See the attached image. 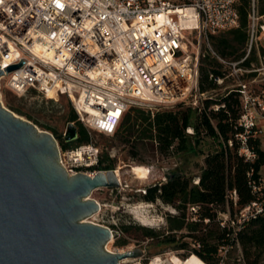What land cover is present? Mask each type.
Listing matches in <instances>:
<instances>
[{"label": "built area", "instance_id": "2783aa9c", "mask_svg": "<svg viewBox=\"0 0 264 264\" xmlns=\"http://www.w3.org/2000/svg\"><path fill=\"white\" fill-rule=\"evenodd\" d=\"M238 3L239 0H0V67L4 70L0 86L4 84L17 94L34 89L56 101L61 96L68 97L90 136L94 131L113 134L132 105L154 113L158 106H173L192 97V105L201 110L205 92L199 86L200 52L190 51L187 36L196 32L208 38L239 26ZM261 20L264 15L258 12L257 0H252L247 54L241 60H227L214 52L227 66V76L235 79L233 86L242 102L238 123L247 132L264 117V90L257 93L251 88V81L240 76L259 70L241 63L260 35L264 44ZM18 63H22L19 68L7 71ZM188 132L193 129L189 127ZM237 135L245 138L244 134ZM240 152L247 159L256 157L246 147ZM100 159L101 149L92 141L67 150L60 147L59 162L69 175L97 173ZM254 191H260V196L238 208L234 190L228 194L234 210L228 205V210L217 212L216 222L233 237L251 219L264 214V178L259 186H254ZM180 204L177 201L160 207V226L166 224L168 216L179 214L184 215L187 223L202 228L211 223L204 215L202 203L188 202L181 207ZM195 243V247L200 245ZM137 247L144 251L142 256L124 258L120 263L171 261L169 253L149 255L146 242L113 252ZM235 247L240 250L239 261L244 263L236 242L219 247L216 264H227ZM194 252L177 255L188 260Z\"/></svg>", "mask_w": 264, "mask_h": 264}, {"label": "trees", "instance_id": "16d2710c", "mask_svg": "<svg viewBox=\"0 0 264 264\" xmlns=\"http://www.w3.org/2000/svg\"><path fill=\"white\" fill-rule=\"evenodd\" d=\"M251 5L252 0H239V26L221 30L225 31V35L221 37L211 34V37L216 38L218 53L223 58L241 60L246 55V47L250 42ZM257 7L259 14L264 15V0H257ZM252 48L247 58L241 63L242 66L252 68L254 61L259 66V57ZM201 61L200 90L204 92L215 89L218 86L217 82L210 76L213 74V77H225L227 72L219 69L220 62L210 53ZM256 73L257 71H254L250 74ZM50 101L53 102V99ZM205 102L201 110L188 106L152 113L150 110L133 108V111L129 112L125 119L123 118L114 136L119 138L121 143L132 148L130 155L134 159L141 153V147L144 150L148 147L153 149L156 147L161 155L168 156L185 151L198 152L200 145L207 137L217 142L218 147L209 149L206 154L205 164L199 174V183L192 184L191 178L186 174L173 172L168 181L148 186L142 198L147 201L161 199L171 204L181 201L180 207L188 202L202 203L204 215L211 219L210 224L202 228L199 224L187 223L183 214L170 215L168 231L187 227L190 230L187 236L193 237L200 244L193 250L209 264L218 262L221 245L236 244V242H239L246 264H264V214L246 223L236 237L231 236L227 228H221L216 222L218 211L228 210V205L232 211L234 210L233 200L228 201V194L234 190L238 195V208L244 207L260 196V191H254V186H259L263 178L261 169L264 166V148L259 134L260 128L256 126L247 132L238 123L242 113V102L236 88L229 90L220 99L210 97ZM214 103L223 105L219 109H213ZM68 120L73 124L70 123L66 135H58L63 149L69 148L71 140L77 141L78 145L91 141L86 125L78 119L75 109L69 113ZM189 127L193 129V132H188ZM237 134H244L245 138ZM242 147L255 152L256 157L247 159L246 155L240 152ZM103 162L104 160L100 159L99 169L112 168L111 165H104ZM122 227L128 231L131 225L124 224ZM137 228L141 229L145 236L159 237L161 235L160 231L151 227L140 225ZM196 230H200L201 233H193ZM126 242V239L120 237L116 240V244L120 245ZM161 242L175 243L176 248L188 247V241L178 242L175 233L172 232L163 235Z\"/></svg>", "mask_w": 264, "mask_h": 264}, {"label": "water", "instance_id": "95a60500", "mask_svg": "<svg viewBox=\"0 0 264 264\" xmlns=\"http://www.w3.org/2000/svg\"><path fill=\"white\" fill-rule=\"evenodd\" d=\"M59 152L53 133L14 114L0 99V264H121L142 256L138 247L108 250L120 232L84 221L101 209L91 197L95 189L122 185L116 170L69 175Z\"/></svg>", "mask_w": 264, "mask_h": 264}, {"label": "rangeland", "instance_id": "374dc122", "mask_svg": "<svg viewBox=\"0 0 264 264\" xmlns=\"http://www.w3.org/2000/svg\"><path fill=\"white\" fill-rule=\"evenodd\" d=\"M224 32L225 31H218L213 35L215 37H221ZM187 38L190 51H196L197 53L200 52V78V69L202 66L201 60L209 53L213 56L214 52L218 53L216 47L217 40L216 38L211 37V35L208 38L201 37L196 32L189 33ZM246 48L248 52L249 45ZM253 50L256 51L259 57V66L256 61H254L253 65L256 68H259V70L255 75L245 73V75L240 76L241 78L249 79L251 81V88L257 93H261L264 90V44L261 35L260 38L253 43L252 51ZM225 59L228 60L230 58ZM205 66H207V64H205ZM219 69L228 73L227 66L221 62ZM222 79L223 80L215 79L218 85L215 89L204 91L205 94L200 103L202 107L205 106L206 99L210 97L220 99L230 89L234 88L233 83L235 82V79H233V77L226 75L225 77H222ZM0 93V99L3 106L11 110L14 114L29 120L35 124L38 129L47 130L53 133L58 140L59 146L62 148L58 135L65 136L70 123L73 124V122L68 120L69 113L74 109L73 104L68 97L61 96L58 101L53 100V102H51L50 99L44 97L37 90L29 89L23 94H17L4 84L0 86ZM192 100L193 98L191 97L187 100L177 102L173 106H163L161 108L158 106V109L176 110L188 106L195 108L190 102ZM217 104L219 103H214L212 105L213 109H215L214 107ZM136 107L148 110L146 107L132 105L124 119L128 116L129 112L133 111V108ZM159 110H155V112ZM132 114L134 115V112H132ZM91 141L100 147L101 159L104 160L103 164L111 165L112 168L110 169L118 170L122 182V185L118 188L103 187L95 189L92 192L91 197L100 203L101 209L92 216L84 219V221L93 222L118 230L120 232V238L126 239L127 242L124 245L116 244L117 239L109 241L107 245L109 246L110 251L124 249L134 243L146 242L149 255L160 253H184L187 255L192 252L196 243L193 237L187 236L190 232L187 227L178 229L177 232H174L175 230L168 231L170 225L168 218H166V224H164V226L159 225L163 223L160 216L162 213L160 207L165 208L167 203L161 199L147 201L142 198V195L146 192L148 186L168 181L173 172L186 174L187 177L191 178V183L196 184L197 179L200 178L199 174L201 168L205 164L206 154L209 152V149H215L218 147L217 142H214L212 138L207 137L205 142L200 145V150L198 152L185 151L168 156L161 155L156 147H154V149L148 147L147 150L139 147L141 153H139L137 158L134 159L130 155L132 148L127 144L121 143L120 139L114 136V133L110 134L94 131L91 135ZM77 145V141L71 140L68 149L74 148ZM155 146H157V143H155ZM135 164L149 166L151 169L149 177H138L132 171V166ZM136 207H139V210L150 216V224H144L137 217L135 212ZM124 224L131 225L128 231L123 229L122 225ZM140 225L154 228L157 231H160L161 235L159 237L145 236L143 231L137 228ZM168 232L175 233L178 242L181 240L188 241V247L185 249L176 248L175 243L161 242L163 235ZM193 233L200 234L201 231L196 230L193 231ZM194 253L197 254L196 252ZM239 254V249L235 248L231 250L227 264H245L246 261L244 263L239 261Z\"/></svg>", "mask_w": 264, "mask_h": 264}, {"label": "bare ground", "instance_id": "6f19581e", "mask_svg": "<svg viewBox=\"0 0 264 264\" xmlns=\"http://www.w3.org/2000/svg\"><path fill=\"white\" fill-rule=\"evenodd\" d=\"M183 12V11H182ZM132 171L140 178H148L151 169L149 166L142 165V164H135L132 166ZM118 177L120 178V173L118 170H116ZM121 179V178H120ZM135 212L137 214V217L146 225L151 223L150 216L147 215L145 212H142L139 210V207H136ZM113 241V239L111 240ZM107 248L109 249V246L107 245ZM169 257L171 258V261L169 264H206L205 261H203L200 257H198L196 254H193L188 260L181 259L177 254L175 253H169ZM140 264V263H138Z\"/></svg>", "mask_w": 264, "mask_h": 264}, {"label": "crops", "instance_id": "0c3cea01", "mask_svg": "<svg viewBox=\"0 0 264 264\" xmlns=\"http://www.w3.org/2000/svg\"><path fill=\"white\" fill-rule=\"evenodd\" d=\"M258 128H260V136L262 138V146L264 148V117H262L261 119L258 120V125H257ZM261 174L264 178V166L262 167L261 169Z\"/></svg>", "mask_w": 264, "mask_h": 264}]
</instances>
